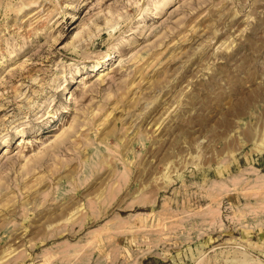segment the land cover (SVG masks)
Returning a JSON list of instances; mask_svg holds the SVG:
<instances>
[{"label":"rangeland","instance_id":"374dc122","mask_svg":"<svg viewBox=\"0 0 264 264\" xmlns=\"http://www.w3.org/2000/svg\"><path fill=\"white\" fill-rule=\"evenodd\" d=\"M0 264H264V0H0Z\"/></svg>","mask_w":264,"mask_h":264}]
</instances>
